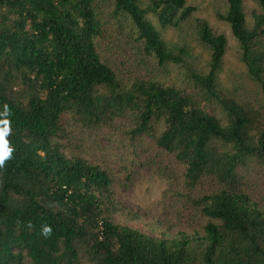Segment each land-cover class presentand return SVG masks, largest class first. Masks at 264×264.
<instances>
[{"label": "trees", "instance_id": "obj_1", "mask_svg": "<svg viewBox=\"0 0 264 264\" xmlns=\"http://www.w3.org/2000/svg\"><path fill=\"white\" fill-rule=\"evenodd\" d=\"M255 1L251 26L244 0H226L218 18L264 93V0ZM95 2L0 0V121L10 122L14 149L0 167V264H264V207L245 182L252 164L264 167V128L252 110L221 96L225 36L193 18L186 0H111L146 56L189 69L193 87L225 113L222 123L172 86L139 80L127 87L97 50ZM148 15L162 29L193 22L209 51L207 71L190 69L187 50H170ZM68 116L90 133L110 128L171 154L185 170L184 199L198 229L169 233L124 206L108 165L73 152ZM207 183L213 190H204Z\"/></svg>", "mask_w": 264, "mask_h": 264}, {"label": "rangeland", "instance_id": "obj_2", "mask_svg": "<svg viewBox=\"0 0 264 264\" xmlns=\"http://www.w3.org/2000/svg\"><path fill=\"white\" fill-rule=\"evenodd\" d=\"M143 2L141 5L146 8ZM186 2L195 7L193 18L205 20L214 33L224 35L227 40L218 74L221 96L252 110L264 128V93L248 76L241 61L240 45L229 25L218 18L226 11V0ZM244 3L247 22L251 26V12L257 9V4L255 0H244ZM94 8L101 25V35L96 39L99 55L127 87L139 80L172 86L191 95L200 106L214 111L221 122L225 123L226 116L220 105L193 87L187 67L173 64L159 66L156 59L144 54L130 19L115 14L111 0H96ZM148 18L161 32L170 50L175 52L181 47L187 50L190 69L207 71L209 51L199 44L193 22L178 29H162L154 17L148 15ZM69 117L66 119L68 136L78 142L72 146L73 152L93 163L104 162L108 165L115 178V192L124 206L140 213L147 222L161 221L164 224L163 230L169 233H190L198 229L200 221L190 212L184 199L185 170L171 154L149 139L131 143L120 132L110 128L90 133L80 122ZM77 131L81 132L80 141L75 134ZM245 178L248 193L259 206L264 207V167L252 164ZM213 187L212 183H207L204 190L209 192ZM129 225L148 233L143 223L132 222Z\"/></svg>", "mask_w": 264, "mask_h": 264}, {"label": "clouds", "instance_id": "obj_3", "mask_svg": "<svg viewBox=\"0 0 264 264\" xmlns=\"http://www.w3.org/2000/svg\"><path fill=\"white\" fill-rule=\"evenodd\" d=\"M8 109L5 106V112L7 113ZM11 128L9 121H0V167L5 165V162L12 158V153L14 149L10 146L7 136L10 135ZM51 232L50 227H45L44 233L48 234Z\"/></svg>", "mask_w": 264, "mask_h": 264}]
</instances>
